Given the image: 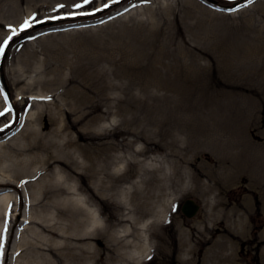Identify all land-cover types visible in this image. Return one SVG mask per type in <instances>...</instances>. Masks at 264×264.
<instances>
[{
  "label": "rangeland",
  "instance_id": "obj_1",
  "mask_svg": "<svg viewBox=\"0 0 264 264\" xmlns=\"http://www.w3.org/2000/svg\"><path fill=\"white\" fill-rule=\"evenodd\" d=\"M114 1L62 13L54 7L66 0H0V164L7 169L0 178L12 180L26 167L29 144L59 140L52 131L66 115L81 120L85 112L80 124L70 123V137L92 143L77 139L83 126L114 145L110 154L136 155L127 170L133 179L139 169L147 172L143 189L153 187L150 173L160 164L183 175V194L175 210L151 224L154 250L139 264H264V0H125L104 9ZM33 16L32 27L20 31ZM75 160L84 164L82 154ZM32 183L27 193L34 195L38 178ZM71 184L83 191L79 180ZM20 186L1 195L20 213L11 244L24 237L32 257L8 264H47L42 254L33 256L38 228L22 223L55 215L53 204L63 200L62 221L82 219L83 195L33 207L34 199H20ZM186 200L200 207L192 218L181 212ZM94 209L108 229L87 264H135L128 254L138 250L136 235L128 245L115 234L125 227L119 203L104 199ZM213 245L220 248L215 259Z\"/></svg>",
  "mask_w": 264,
  "mask_h": 264
},
{
  "label": "bare ground",
  "instance_id": "obj_2",
  "mask_svg": "<svg viewBox=\"0 0 264 264\" xmlns=\"http://www.w3.org/2000/svg\"><path fill=\"white\" fill-rule=\"evenodd\" d=\"M94 1L92 0V2ZM124 1L116 0L104 9H109ZM77 4L84 7L90 3L85 4L84 0H66V2L55 6L54 11L67 13L79 9L75 7ZM60 5H64V7L61 8ZM21 99L29 103L31 98L22 97ZM86 116L87 113L82 112L80 114L81 120L77 118L71 121L69 114L66 115V120H61L60 125L52 131L53 138L59 140H45L43 144L35 141L29 144L28 151L34 153L23 161L26 167H22L19 173L16 172L12 176V180L0 178V264H8L10 258L17 262L20 257L32 255L28 250V241L24 237L21 243L15 247L11 244L14 229H21L20 213L13 208L9 195H1L4 192L3 189L11 188L17 191L20 190V184H22L26 189V195L21 194L20 199H34L33 207L39 205L41 208H45L47 203H42L44 199H76L77 194L75 192L81 191L71 184L76 180L83 183L84 192L81 191L83 200L80 204L83 213L82 219L68 217L63 222L61 217L67 214L64 206L66 200H63L64 202L59 201L63 203L61 205L59 202L56 205H51L56 210L55 215L49 218L43 215L30 216L27 218L28 220L22 223L32 226L29 228L30 231L33 226L38 228V231L33 232V236L41 241L34 239L35 246L39 247L34 248L33 256L37 253L42 254L47 264H87L89 251L95 249L93 242L97 240L100 231H107L108 229L106 221L94 209L96 202L104 199L114 200L124 210V213L118 216V220L125 227L122 228L121 232L115 231L119 239L126 240L128 245L133 241L132 239L127 240L128 238L136 235L139 240H136L139 244L138 250L128 254L130 261L139 264L141 259L149 258L152 255L154 249L150 242L151 224L157 223L168 214L170 209H174L177 200L183 194V175L176 170L174 165L160 164L150 173V181L153 183V187L143 189V184L149 185V180L145 179L147 172L139 169L137 178L133 179L134 177L130 176V172L127 170L129 162L136 161V155L130 154L127 158V156L119 153L110 154L109 152L114 145L101 142V139L94 134L91 136V133L87 132L83 126L77 132V139L83 141L88 139L92 143L88 146H80L70 137L68 133L71 127L70 123L80 124ZM91 122H95V119H91ZM10 127L12 125L4 130ZM92 128L90 131H98V127ZM33 134L40 138L39 131ZM38 137L36 138L38 139ZM77 154L83 155L85 166L75 160ZM34 162L39 163L40 167L29 170L27 167L32 166ZM218 163L222 164L221 161ZM5 170H7L5 163L0 164V173H4ZM165 170L171 174L169 180L168 176L163 177ZM37 178L39 182L38 191L34 195L28 194L27 189L34 186L32 181ZM163 178H166L167 184L163 183ZM18 182L20 183L18 184ZM157 207L159 208L158 211L155 209ZM44 233L58 239L59 242L50 245L49 241L45 242ZM222 244L224 243L221 242L217 246L221 248L224 246ZM183 245L187 248L185 252H192L193 248L189 245V240L183 242ZM220 248H215L213 245V250L209 249L213 251L211 259L216 258L214 252ZM221 261L224 259H219L217 264H220ZM97 262L100 264L98 260Z\"/></svg>",
  "mask_w": 264,
  "mask_h": 264
},
{
  "label": "water",
  "instance_id": "obj_3",
  "mask_svg": "<svg viewBox=\"0 0 264 264\" xmlns=\"http://www.w3.org/2000/svg\"><path fill=\"white\" fill-rule=\"evenodd\" d=\"M199 205H197L193 200H186L181 206V212L186 218H192L199 210Z\"/></svg>",
  "mask_w": 264,
  "mask_h": 264
},
{
  "label": "snow or ice",
  "instance_id": "obj_4",
  "mask_svg": "<svg viewBox=\"0 0 264 264\" xmlns=\"http://www.w3.org/2000/svg\"><path fill=\"white\" fill-rule=\"evenodd\" d=\"M91 2H92V0H84L85 4H88ZM60 7L62 8V7H64V5H60ZM75 7L81 8V7H83V5L77 4V5H75ZM105 7H107V5H105ZM34 20H35V16H33L30 20H25L24 24L20 26V31H25L27 28L32 27V22ZM10 30L12 31L13 35H17V32L15 29H10ZM0 114H2V113H0ZM174 210H175V208H174Z\"/></svg>",
  "mask_w": 264,
  "mask_h": 264
}]
</instances>
